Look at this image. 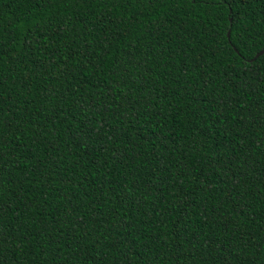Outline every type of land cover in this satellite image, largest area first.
Segmentation results:
<instances>
[{
    "label": "trees",
    "instance_id": "1",
    "mask_svg": "<svg viewBox=\"0 0 264 264\" xmlns=\"http://www.w3.org/2000/svg\"><path fill=\"white\" fill-rule=\"evenodd\" d=\"M261 49L264 0H0V264H264Z\"/></svg>",
    "mask_w": 264,
    "mask_h": 264
},
{
    "label": "water",
    "instance_id": "2",
    "mask_svg": "<svg viewBox=\"0 0 264 264\" xmlns=\"http://www.w3.org/2000/svg\"><path fill=\"white\" fill-rule=\"evenodd\" d=\"M231 22V20H230ZM230 35V31H227V37L229 38ZM264 53V49H261L259 52L256 53L255 57H258L259 55H262Z\"/></svg>",
    "mask_w": 264,
    "mask_h": 264
}]
</instances>
